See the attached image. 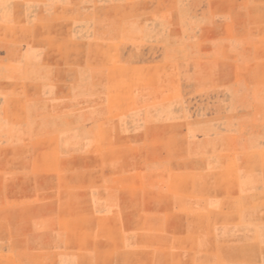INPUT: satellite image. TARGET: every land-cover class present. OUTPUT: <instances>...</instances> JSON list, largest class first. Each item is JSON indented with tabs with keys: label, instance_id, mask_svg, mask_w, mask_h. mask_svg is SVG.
Wrapping results in <instances>:
<instances>
[{
	"label": "rangeland",
	"instance_id": "rangeland-1",
	"mask_svg": "<svg viewBox=\"0 0 264 264\" xmlns=\"http://www.w3.org/2000/svg\"><path fill=\"white\" fill-rule=\"evenodd\" d=\"M159 115L168 137L206 138L184 157V178L165 179L186 183L192 168L211 167L222 200L183 220H264V0H0V264H57L33 254L57 228L28 224L34 198L54 186L49 171L130 168L128 140L159 136L143 128ZM223 132L231 154L210 158ZM113 138L126 142L119 153Z\"/></svg>",
	"mask_w": 264,
	"mask_h": 264
},
{
	"label": "crops",
	"instance_id": "crops-1",
	"mask_svg": "<svg viewBox=\"0 0 264 264\" xmlns=\"http://www.w3.org/2000/svg\"><path fill=\"white\" fill-rule=\"evenodd\" d=\"M132 67L128 65V68ZM121 79L132 77L122 76ZM87 90L82 84L79 95L87 96L82 92ZM102 109L107 114L119 110L109 112L108 104ZM225 111L236 110L229 106ZM214 125L213 128L219 126ZM152 126L160 129L159 136L128 140L129 149H133L130 168L107 171L86 166L49 171L54 173V186L49 187L46 196L34 198L31 203L34 220L28 224L57 229L55 233L39 236L37 241L42 245L33 254L54 258L57 264H70L68 260L72 257L79 260L73 264H83L82 260L89 258L94 264H201L204 258L208 260L205 264H264V220H203L200 223L199 220H183L185 209L202 207L211 211L222 207L212 178L215 171L211 167L202 175L192 168L186 183L173 185L165 179L175 178L180 182L186 172L184 157L194 156L193 146L203 143L206 138L166 136L163 130L168 123L162 115L155 121L145 119L143 128ZM113 140L117 146L115 152L119 153V146L126 142ZM212 140L222 142L224 147L223 152L210 151V158L212 155L225 159L230 156L228 146L233 143L232 133L223 132ZM79 156L87 159L88 153L81 151ZM189 160L195 161L194 157ZM168 210H174L170 217L175 220H168ZM23 224L27 223H17ZM173 226L190 229L187 233L182 229L172 235L152 234V227ZM199 226L211 227V234H200L194 229ZM73 227L78 230L68 229ZM137 227L147 229L142 234L136 231ZM100 228L110 230L104 232ZM121 228L130 230L124 234ZM46 242L54 246L43 245ZM47 247L50 248L47 250Z\"/></svg>",
	"mask_w": 264,
	"mask_h": 264
}]
</instances>
